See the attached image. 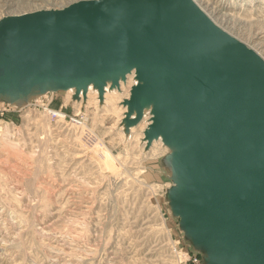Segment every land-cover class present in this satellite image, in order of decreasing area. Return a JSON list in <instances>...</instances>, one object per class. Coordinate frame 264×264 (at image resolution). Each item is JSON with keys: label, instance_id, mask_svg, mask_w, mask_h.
Returning a JSON list of instances; mask_svg holds the SVG:
<instances>
[{"label": "water", "instance_id": "obj_1", "mask_svg": "<svg viewBox=\"0 0 264 264\" xmlns=\"http://www.w3.org/2000/svg\"><path fill=\"white\" fill-rule=\"evenodd\" d=\"M135 82L126 131L169 149L167 200L202 264H264V59L195 0H78L0 19V99Z\"/></svg>", "mask_w": 264, "mask_h": 264}, {"label": "rangeland", "instance_id": "obj_2", "mask_svg": "<svg viewBox=\"0 0 264 264\" xmlns=\"http://www.w3.org/2000/svg\"><path fill=\"white\" fill-rule=\"evenodd\" d=\"M4 1L0 19L78 0ZM207 1L235 26L218 24L264 59V47L255 46L264 44V0ZM132 83L129 76L112 88L107 103L108 87L101 100L91 86L79 100L73 89L20 105L0 99V264H194L181 248L201 260L167 200L169 149L160 139L154 146L143 140L150 113L128 131L122 124ZM46 105L84 115L96 138Z\"/></svg>", "mask_w": 264, "mask_h": 264}, {"label": "bare ground", "instance_id": "obj_3", "mask_svg": "<svg viewBox=\"0 0 264 264\" xmlns=\"http://www.w3.org/2000/svg\"><path fill=\"white\" fill-rule=\"evenodd\" d=\"M196 1V3H198V5L201 7V8H203V10L211 17V19L217 24V25H219L218 23H227V24H233L234 22H233V17L229 14V13H227V12H224V11H222V10H220V8L217 6H210V2H208L207 0H195ZM4 3L5 4H7V5H14V6H17L18 5V3H16L14 0H5L4 1ZM12 7V6H11ZM18 13V12H17ZM16 12H10V13H8V14H17ZM21 13H24V11L23 12H21ZM231 24V25H232ZM234 26H235V24H233ZM232 25V26H233ZM220 27H221V25H219ZM226 30V29H225ZM227 31V30H226ZM253 39H258V36L256 37H254ZM245 44V43H244ZM247 45V44H246ZM257 45H260V46H263L264 47V44L261 42V41H259V42H256L255 43V46H257ZM257 48V47H256ZM255 48V49H256ZM254 49V48H253ZM254 49V50H255ZM256 51V50H255ZM108 86H106V88H107ZM90 88H92V87H90ZM105 88V89H106ZM70 91V90H69ZM91 89L89 90V92H88V94L87 95H89V97L91 96L90 94H91ZM95 91V90H94ZM112 91H116V90H113L112 89ZM111 91V89L108 87L107 88V91L105 92V99H106V103H107V98H108V95H107V93L108 92H112ZM71 92V91H70ZM97 93V92H96ZM96 97H98V95H96ZM104 99V100H105ZM47 107L48 108H52V109H54L53 108V106H51V107H49V105H47ZM51 111H54V110H51ZM61 113V112H60ZM62 114V113H61ZM63 116V115H62ZM132 129H133V127H132ZM96 138V137H95ZM161 140V139H160ZM159 140V142H161ZM92 142H93V140H92ZM96 142V141H95ZM94 142V143H95ZM154 142V144H153V146L156 144L155 143V140L153 141ZM157 142V141H156ZM163 142V141H162ZM162 142H161V145H162ZM99 145H101V144H99ZM95 146L97 147V144H95ZM98 148H100L99 146H98ZM101 148H103V147H101ZM105 153V152H104ZM180 248V247H179ZM180 251V250H179Z\"/></svg>", "mask_w": 264, "mask_h": 264}, {"label": "built area", "instance_id": "obj_4", "mask_svg": "<svg viewBox=\"0 0 264 264\" xmlns=\"http://www.w3.org/2000/svg\"><path fill=\"white\" fill-rule=\"evenodd\" d=\"M198 4V3H197ZM201 8V7H200ZM201 9H203V8H201ZM207 14V13H206ZM131 77V78H133V74H129L128 75V77ZM135 82V80H134V78H133V83ZM132 83V84H133ZM131 84V85H132ZM44 109L45 110H47L49 113H51V112H54L56 115H58L59 117H64V118H67L68 117V120L72 123V124H74V125H76V126H79V127H81V128H83L84 129V131L86 132V135H87V137H88V139H90V140H94L95 139V135L91 132V130L88 128H86L85 126H83V125H85V117H84V115H80V114H75V115H68V114H66V113H64V112H61V111H55V109H50V108H48L47 107V105L46 106H44ZM51 110H54V111H51ZM63 113V116H62V114L61 113ZM177 249V250H176ZM174 250H175V252H178V247L177 246H175V248H174ZM179 250H181V252L180 253H183V258H184V260L185 261H188V260H191L194 264H202V261L200 260V256L198 255V254H194L193 256H191L190 255V252L189 251H187V250H184L183 248H181V249H179Z\"/></svg>", "mask_w": 264, "mask_h": 264}]
</instances>
